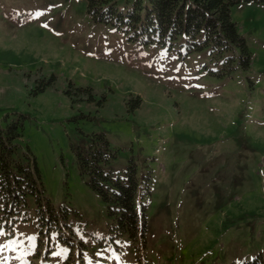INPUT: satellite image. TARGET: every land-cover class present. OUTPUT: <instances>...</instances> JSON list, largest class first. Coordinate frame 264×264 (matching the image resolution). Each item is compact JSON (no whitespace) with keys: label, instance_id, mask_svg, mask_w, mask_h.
I'll return each mask as SVG.
<instances>
[{"label":"rangeland","instance_id":"374dc122","mask_svg":"<svg viewBox=\"0 0 264 264\" xmlns=\"http://www.w3.org/2000/svg\"><path fill=\"white\" fill-rule=\"evenodd\" d=\"M231 13L249 67L132 41L87 0H0V125L21 120L45 188L0 203V264H264V2ZM99 135L101 166L135 176L144 236L88 183Z\"/></svg>","mask_w":264,"mask_h":264},{"label":"trees","instance_id":"16d2710c","mask_svg":"<svg viewBox=\"0 0 264 264\" xmlns=\"http://www.w3.org/2000/svg\"><path fill=\"white\" fill-rule=\"evenodd\" d=\"M242 1L264 0H87V11L97 21L111 24L128 34L132 41L156 43L173 47L184 46L185 53L209 48L211 55L237 51L227 55L249 67L252 53L246 39L239 32L231 8ZM233 64V63H231ZM137 101H140L138 98ZM21 120L0 125V203L8 211H15L32 194L41 205L45 188L33 154L23 151L17 143L22 136ZM101 144L91 149L88 157L81 156L83 171L89 172L88 183L106 201L108 212L116 219V228L133 238L145 235L144 204L137 203V182L134 174L129 181L114 178L101 166L108 144L99 135ZM133 170V169H132ZM49 208L52 205L47 202Z\"/></svg>","mask_w":264,"mask_h":264}]
</instances>
